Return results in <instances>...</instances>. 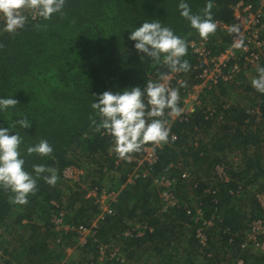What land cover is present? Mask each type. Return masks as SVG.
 <instances>
[{"label": "trees", "instance_id": "obj_1", "mask_svg": "<svg viewBox=\"0 0 264 264\" xmlns=\"http://www.w3.org/2000/svg\"><path fill=\"white\" fill-rule=\"evenodd\" d=\"M255 1L213 0V20L229 25L233 22V7L237 3ZM184 2L189 4L193 14L203 15L201 10L207 0ZM179 3L180 0H66L63 17L57 13L50 20L38 16L35 20L28 19L25 28L16 34L5 32L0 22V44L4 45L0 48V97L11 96L19 101L15 108L0 112V127H9L14 120L26 116L31 121V127L19 129L17 125L14 129L24 138L21 155L26 161L25 169L31 172L33 165L44 164L55 168L59 176L55 186L38 179V190L28 196L25 205L9 203L11 193L0 188V229H5L12 220L11 229L18 232L15 243L1 250L8 257L5 264H58L66 257V248L75 245V237L72 232H54L50 221L55 209L51 203L57 202L60 209L66 212L65 221L68 224L87 226L96 210L92 200L84 198L85 191L81 185L99 186L98 181L104 176L112 180L119 174L116 184L100 187L108 190L121 188L132 166L118 161L120 158L113 151L110 135L103 129L95 131L96 126L89 117L96 119L97 124L100 117L91 108V103L97 102L94 96L98 97L104 91L130 90L136 86L143 89L148 80H158V73L170 72L167 67L156 65L148 58L142 60L141 54L134 48L135 42L128 39L131 31L145 20H160L187 44L201 38L190 22L180 15ZM35 25L46 27L37 29ZM208 38L218 46L215 49H224L230 43L228 35L218 27ZM183 59L191 65L190 71L182 72L184 81L191 85L199 64L189 47ZM242 86L259 97V118L251 115L254 104L239 108L229 101H220L216 92L222 93L226 86H219L215 89L217 91L206 93L205 96L211 97L210 103H204L202 98L199 109L184 117L186 121L166 117L171 128L169 142L155 149L158 162L150 175H166L174 180L176 195L182 204L188 202L189 191L193 193V197L202 203L204 219H210V214L217 215L213 219L214 227L207 228L205 232L211 238V250L204 251H212V256L211 260L203 258L200 261L203 264H220L217 254H213L216 251L229 252V264H236L237 261L264 264V253L251 252L241 245L249 223L263 217L264 212L254 204L255 208L246 214L247 206L234 204L240 196L234 198L229 194L237 184L246 188L264 175L263 157L258 152L264 143V94H259L250 83H243L237 88ZM40 139H47L52 145L51 156L27 155V146ZM243 151L245 155L251 152V158L245 160L243 157L241 160L239 153ZM224 152L238 158L242 162L240 168L234 167L231 161L225 163L220 158H213ZM180 161H183V168L179 167ZM218 163L226 164L229 181L221 183L215 180L211 187L215 194H205L204 190L209 186L202 184L196 174L209 175ZM67 167H74L83 175L80 185L73 184L74 188H67L70 193L65 204L59 185L63 184L61 174ZM183 169L192 170L189 173L194 176L192 181L187 182L182 177L183 172H187ZM95 176L96 180L86 183L87 178L95 179ZM196 183L198 186L194 188ZM256 193H264V184L256 188L253 195L255 201ZM113 209L114 215L100 224L97 242L90 240L80 248L85 254L93 253L91 259L96 263L98 245L111 241L120 243L126 260L147 245L157 264H189L197 258L198 247L193 236L197 227L191 216L186 215L182 205L162 213L157 189L150 179L125 187ZM135 221L145 224L152 231H145L140 238L123 237L124 230ZM187 228L190 232L188 245L194 248L191 252L181 247L185 239L183 232ZM225 229L235 235L231 245L227 244L229 235L223 233ZM261 241L264 242V236ZM161 248L170 252L165 253ZM91 259H83L81 263ZM103 264L118 263L106 261Z\"/></svg>", "mask_w": 264, "mask_h": 264}, {"label": "clouds", "instance_id": "obj_2", "mask_svg": "<svg viewBox=\"0 0 264 264\" xmlns=\"http://www.w3.org/2000/svg\"><path fill=\"white\" fill-rule=\"evenodd\" d=\"M65 3L66 0H0V22L3 23L5 32L16 34L25 28L27 13L44 20H50L57 13L63 17ZM212 8L213 0H207L201 10L203 15L193 14L184 0H180L178 5L180 15L190 22L191 27L197 30L202 39H207L217 30ZM34 27L40 29L46 25ZM128 39L135 42L134 48L141 54L142 60L148 58L156 65L167 67L171 73L190 71L189 61L183 59L187 55V42L170 27L164 26L160 20H145L131 31ZM3 47L4 45L0 44V48ZM257 73L251 85L256 91L264 94V67H257ZM167 80V73H158V80H148L143 89L136 86L130 90L104 91L98 97L94 96L97 102H92L91 108L100 117V122L97 124L92 116L89 119L96 126L95 131L100 132L103 129L113 138V151L119 158L131 159V154L141 152L144 145L149 143L160 145L169 142L171 128L166 116L179 117L183 109L179 107V88L169 87ZM178 83L180 87H187L186 81ZM18 104L19 101L11 96L0 97V112L15 108ZM17 125L19 129H28L31 127V121L22 116L21 119L14 120L9 127H0V188L11 193L8 197L9 203L25 205L28 203V196L34 195L38 190V179L42 178L49 186H55L59 176L55 168L44 164L33 165L31 172L25 169L26 161L21 155L24 138L19 131H14ZM12 132L15 134H10ZM172 139L175 137L172 136ZM26 153L29 156L36 154L47 157L53 153V147L47 139H40L37 143L27 146ZM45 173L48 175H44ZM211 176L213 177L212 172ZM95 210L97 214L96 206Z\"/></svg>", "mask_w": 264, "mask_h": 264}, {"label": "built area", "instance_id": "obj_3", "mask_svg": "<svg viewBox=\"0 0 264 264\" xmlns=\"http://www.w3.org/2000/svg\"><path fill=\"white\" fill-rule=\"evenodd\" d=\"M28 19L35 20L31 13H27ZM220 31L226 33L230 39V43L224 49L215 47L214 43L209 39H196L188 43L191 53L195 56L199 66L194 76V82L187 87H180L179 81H184L183 73H167V85L171 88H179L180 103L179 107L183 109L182 114L178 117L186 121L184 117L194 114L201 105V99L208 91L215 90L219 86H234L235 88L243 84V79L252 75L256 78L257 67H264V0H256L255 2H239L233 7V22L231 24L217 23ZM239 45V46H237ZM259 94H261L259 92ZM251 115L260 117L259 100L253 105ZM167 112V110H166ZM171 120L176 116H166ZM160 145L149 143L143 147V150L135 155H131V159H124L132 166L125 176V181L121 184L119 190H108L98 186L81 185L85 191V198L93 201L97 207L96 216L88 223L87 226H74L68 224L66 212L60 209L57 202H52L55 213L51 217V225L56 233L66 234L72 232L75 237V245L73 248H82L90 240L97 242V231L100 224L110 216L114 215L113 205L117 203L120 192L123 188L136 184L139 180L150 179L153 186L157 189L160 211L166 213L170 209L178 208L182 205L186 215L191 216V220L196 225L194 235L197 238V246L201 249V254L206 260H211L212 251L208 253L204 250H211L209 242L211 240L205 234L206 229L213 226V219L216 214H210V219H204V211L202 204H197L191 208L187 203L179 200L175 191V182L166 175L152 177L151 169L158 162V156L155 151ZM117 165V164H116ZM214 180L221 183L229 181L227 169L224 163H218L213 167L212 171ZM83 172L74 168L67 167L62 171V178L65 181H71L73 184H81L80 177ZM182 177L187 182L192 181L191 175L183 172ZM198 183L194 184V188ZM245 191L243 184H237L234 189L229 191L230 196H240ZM205 194L214 195L215 190L208 187L204 190ZM255 199L259 209L264 212V193H256ZM215 201L214 204H216ZM219 218V216H218ZM214 227V226H213ZM151 232L152 229L145 224L134 222L130 227L122 233L125 238H140L145 231ZM227 234V229L223 230ZM228 245L233 243L235 235L229 234ZM60 236V235H59ZM264 236V216L253 219L248 226L245 235V241L242 248L252 246L255 252L264 253V242L261 238ZM70 250V248L68 249ZM66 251V253L68 252ZM115 262L125 264L126 257L121 250V245L114 243L101 242L97 247V263L87 260L85 262H72L69 264H103L104 262ZM58 264H67L62 260ZM203 264V263H199ZM213 264V263H210ZM215 264V263H214ZM236 264H242L237 261Z\"/></svg>", "mask_w": 264, "mask_h": 264}, {"label": "rangeland", "instance_id": "obj_4", "mask_svg": "<svg viewBox=\"0 0 264 264\" xmlns=\"http://www.w3.org/2000/svg\"><path fill=\"white\" fill-rule=\"evenodd\" d=\"M255 77V76H253ZM252 75L249 77H246L243 79V83L245 85H247L248 83L251 84V81L253 79ZM252 86V85H251ZM252 88V87H251ZM217 91V90H215ZM217 93V97L220 98V101H229L233 104H236V107L239 108H247L249 106V104H255L258 100L259 97H257V95L254 93V91H248L247 89H245L243 86L242 88H235L234 86H226L224 88V91L221 93V91L216 92ZM210 95L204 96L203 99H205L204 103L209 102ZM211 98V97H210ZM162 146V144H160V147ZM259 153H261V156L263 157V159H261L262 161V169L264 170V143L261 145V149L258 150ZM131 155H135L131 154ZM245 157V160L247 158H251V152L250 154L248 153L247 155H245V152H240L239 153V158L242 160V158ZM213 158H220L223 160V162L227 163V161H231L233 162L234 167H238L240 168L242 162L239 161L238 158H234L233 155L231 154H227V152H224L223 154H217L215 157ZM118 161H122L123 163H125L126 165H130L129 163H127L126 161H124V159L118 160ZM183 161H180L179 164L180 168H183V164L181 163ZM226 165V164H225ZM227 168V166H226ZM230 168V167H229ZM126 171V169H125ZM183 171H187V173L192 172V170H184ZM62 176V174H61ZM196 176L201 180L202 184H204L205 186H209L212 187L216 182L214 180V177L211 176V172L209 175H202V174H196ZM97 176H95V179L90 177L87 178L88 180H85L86 183L90 182L91 180H96ZM111 179V178H110ZM107 179L105 176L103 178H101L98 182L99 186H104V187H109L111 185L116 184L117 182H115L116 180H119V174H116L115 177H113L112 180ZM194 179V176L191 175V180ZM63 184L59 185L62 192H63V202H65V204H67L68 201V196H69V191L67 188L72 187L73 183L71 181H65L63 178L61 179ZM257 180V181H256ZM254 182L250 183V185H246V193H243L242 195H240V198L236 199V202L234 203L236 206L239 204H244L246 207V214H248L253 208H255L256 201L253 199V195H254V191H256V188H259V185L262 186V184H264V175L262 177L257 178ZM244 184H247L246 182H244ZM74 188V187H72ZM193 193H188L187 195V203L191 208H194L197 204L201 203L198 202V199H195V197H193ZM234 198L239 197V196H233ZM242 198V199H241ZM243 201V202H240ZM202 204V203H201ZM242 205V206H244ZM257 206V205H256ZM243 208V207H241ZM244 209V208H243ZM12 220H9V225L5 228V229H0V264H5V262L8 260V257L5 256V254H2L1 250H5L6 248H10L14 243L15 240L17 239V235L18 232L14 231L11 229L10 223ZM185 232H183V236L185 237L184 240H182V244L181 247L183 248H187L190 252L191 249H194L192 247H190L188 245V240L190 237V232L189 229L187 228L186 230H184ZM194 236V241H197V238L195 235ZM112 243H114V245H118L117 243H115L114 241H111ZM73 244V243H72ZM120 245V243H119ZM175 244H172L171 246H173ZM74 247V246H73ZM73 247H67L66 251L70 248V250H68V252L66 253V257L63 259L65 260V262L67 264L72 263V262H81L83 261V259H91L94 257L93 253L88 252L87 254L83 253L80 249H75ZM175 247V246H173ZM247 249H250L251 252L254 251V248L252 246H247ZM161 250L165 253L170 252L169 249H165V248H161ZM130 251V250H128ZM193 252V251H192ZM201 249L198 247V256L197 258L194 260H192V262L189 264H198L200 263L201 260H203V255L201 254ZM195 252H193L194 254ZM213 254H217L216 255V259L220 260L221 263L220 264H229L227 262V260L229 259V255L230 253H221L219 251L214 252ZM3 255V256H2ZM151 248L149 245L147 246H143L141 247V249L139 251H137V253L134 254L133 257H131L129 260H126L125 264H157V259L154 260L153 257L151 256ZM166 255V254H165ZM152 258V259H151ZM160 261V260H159Z\"/></svg>", "mask_w": 264, "mask_h": 264}]
</instances>
